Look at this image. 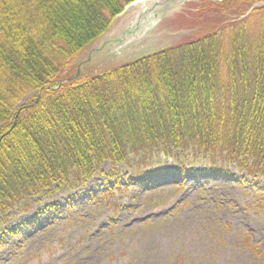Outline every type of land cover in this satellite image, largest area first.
<instances>
[{"label":"trees","instance_id":"trees-1","mask_svg":"<svg viewBox=\"0 0 264 264\" xmlns=\"http://www.w3.org/2000/svg\"><path fill=\"white\" fill-rule=\"evenodd\" d=\"M134 1L0 0V213L131 156L194 154L264 184L262 0L191 3L192 38L65 82Z\"/></svg>","mask_w":264,"mask_h":264},{"label":"rangeland","instance_id":"rangeland-1","mask_svg":"<svg viewBox=\"0 0 264 264\" xmlns=\"http://www.w3.org/2000/svg\"><path fill=\"white\" fill-rule=\"evenodd\" d=\"M201 1L155 0L148 30L119 42L125 28L115 29L134 11L129 5L77 65L96 72L192 38L182 17ZM101 171L85 185L54 186L0 213V264H264L261 179L181 153L131 156L115 168L105 162ZM67 202L70 211L44 213Z\"/></svg>","mask_w":264,"mask_h":264},{"label":"bare ground","instance_id":"bare-ground-1","mask_svg":"<svg viewBox=\"0 0 264 264\" xmlns=\"http://www.w3.org/2000/svg\"><path fill=\"white\" fill-rule=\"evenodd\" d=\"M155 4H156L155 0H138L137 2H135L133 4V7H132V9L134 8V11L128 17H125V19L122 21L120 26H118L115 29V31H119V30L124 29V28L127 29L128 27L130 29H132L133 25H131V27L129 26L131 24L132 19L133 18H138V17L140 18V16L142 14H144L145 10H147L146 13H145V14H147V17H142V18H140L138 20L141 23L147 22L149 19L151 20L152 18H150V17H152V15L150 13L153 10L152 5H155ZM147 5L149 7L148 9H147ZM130 41H133L132 36L128 39V42H130Z\"/></svg>","mask_w":264,"mask_h":264},{"label":"water","instance_id":"water-1","mask_svg":"<svg viewBox=\"0 0 264 264\" xmlns=\"http://www.w3.org/2000/svg\"><path fill=\"white\" fill-rule=\"evenodd\" d=\"M79 70H80V66L79 68L77 69V72H76V75L79 73ZM69 81V80H66V82ZM61 85V84H60Z\"/></svg>","mask_w":264,"mask_h":264}]
</instances>
